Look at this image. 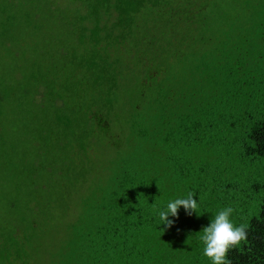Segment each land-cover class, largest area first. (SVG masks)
<instances>
[{
    "label": "trees",
    "instance_id": "obj_1",
    "mask_svg": "<svg viewBox=\"0 0 264 264\" xmlns=\"http://www.w3.org/2000/svg\"><path fill=\"white\" fill-rule=\"evenodd\" d=\"M32 3L26 0L20 15L16 5L14 14L0 17V26L7 28L16 14L26 26H41L30 20ZM86 4L92 11L83 20L91 27L95 23L93 43L108 41L107 48L113 39L124 49L130 44L138 66L127 62L120 69L106 58L109 62L100 63L97 52L92 53L77 63L84 78L55 97V121L71 130L79 112L87 108L93 115L96 98L78 103L93 85L103 90L107 83L112 93L119 74L141 79L143 70L144 76L133 91L129 152L111 167L95 194L98 200L85 204L69 227V240L51 253V264H211L203 255L199 231L224 206L234 208L237 224L248 225L247 240L228 253L231 264H264V0ZM161 13L168 16L164 29L153 19ZM183 26L187 37L178 39L174 32ZM173 54L186 58L179 63L184 77L175 71L179 65L171 66ZM94 70L100 72L95 75ZM143 88L156 89L148 102ZM138 97L149 107L147 115L141 114ZM104 103L112 108L113 100ZM94 118L104 130V120ZM83 127L77 132L86 133ZM223 132L232 138H221ZM218 133V138H206ZM257 161L260 172L253 169ZM188 191L199 197L197 213L186 215L181 207L175 225L164 229L156 209Z\"/></svg>",
    "mask_w": 264,
    "mask_h": 264
},
{
    "label": "rangeland",
    "instance_id": "obj_2",
    "mask_svg": "<svg viewBox=\"0 0 264 264\" xmlns=\"http://www.w3.org/2000/svg\"><path fill=\"white\" fill-rule=\"evenodd\" d=\"M25 1L0 0V17L14 14L16 5L20 15ZM86 1L29 0L34 7L30 20L41 26H26L18 14L7 28L0 26V264H51L52 254L69 240V227L82 215L86 203L93 205L98 200L97 190L111 167L128 154L126 141L134 137L133 91L137 82L140 85L143 70H139L141 79L119 74L118 89L112 93L107 92V80L103 90H95L93 85V90L78 99V103L90 104L96 98L93 115L87 108L79 112L71 130L55 121V97L84 78L77 73V63L85 62L92 53L97 52L100 63L110 61L120 69L127 62L133 68L138 66L130 44L124 49L113 39L107 48L106 40L101 46L93 43L95 23L91 27L83 20L92 11ZM6 4L10 11L5 14L1 9ZM165 13L153 18L163 29L168 19ZM174 36L185 39V26ZM205 47H201L202 54L208 52ZM173 56V67L186 61L185 56ZM176 68L184 77L186 71L180 65ZM98 72L94 70V74ZM155 91L143 88L145 102ZM108 98L113 100L112 108L104 103ZM137 99L141 114L147 115L149 107ZM94 115L104 120V130ZM76 124L84 126L86 133L77 132L80 127ZM223 134L221 138H232ZM261 166L257 161L253 169L260 172ZM183 262L177 264H187Z\"/></svg>",
    "mask_w": 264,
    "mask_h": 264
},
{
    "label": "clouds",
    "instance_id": "obj_3",
    "mask_svg": "<svg viewBox=\"0 0 264 264\" xmlns=\"http://www.w3.org/2000/svg\"><path fill=\"white\" fill-rule=\"evenodd\" d=\"M193 191L169 199L161 207L156 209L160 225L164 229L175 225L179 217V209L183 207L186 215L197 213L200 207L199 197ZM234 208L224 206L218 209L208 223L199 231V240L203 244V255L208 257L211 264H231L228 253L234 248H239L242 242L247 240L248 225L237 224L233 218Z\"/></svg>",
    "mask_w": 264,
    "mask_h": 264
}]
</instances>
